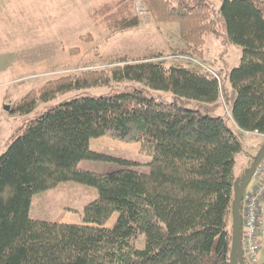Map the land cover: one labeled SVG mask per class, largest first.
Wrapping results in <instances>:
<instances>
[{
	"label": "trees",
	"instance_id": "trees-1",
	"mask_svg": "<svg viewBox=\"0 0 264 264\" xmlns=\"http://www.w3.org/2000/svg\"><path fill=\"white\" fill-rule=\"evenodd\" d=\"M142 2L157 22H177L184 50L203 56L206 36L216 32L209 0ZM134 7V0H114L99 11L116 32L140 26ZM220 11L229 39L242 46L239 65L230 71L233 119L216 114L222 77L203 64L168 63L162 55L121 60L113 78L146 81L174 100L144 88L77 95L26 120L0 154V264H231L236 158L245 150V131L264 135V0H223ZM107 72L50 79L10 111L31 114L57 94L105 82ZM192 101L207 112L189 106ZM104 135L140 142L152 156L150 171L80 167L83 160L140 164L93 149L90 141ZM70 180L99 192L84 207L81 223L31 217L36 193Z\"/></svg>",
	"mask_w": 264,
	"mask_h": 264
},
{
	"label": "rangeland",
	"instance_id": "rangeland-1",
	"mask_svg": "<svg viewBox=\"0 0 264 264\" xmlns=\"http://www.w3.org/2000/svg\"><path fill=\"white\" fill-rule=\"evenodd\" d=\"M113 1L0 0V154L7 149L12 136L26 120L64 99L144 88L150 95L174 100L173 93L153 90L146 81L116 76L113 78L111 70L123 59L133 62L148 56L162 55L168 63L173 59L184 63L198 62L218 72L222 77L224 96L221 97L222 105L216 114L229 116L232 120L235 93L230 83V71L239 65L242 46L229 39L226 21L220 11L223 0H209L214 9L216 32L206 36L201 57L190 53L192 49L184 50L188 45L180 36L177 22H157L142 0H134V13L142 19L140 26L111 32L99 10ZM185 1L192 5L201 2ZM100 69L107 70L109 75V79L103 83L91 82L82 88L57 94L49 102H40L34 112L28 115L10 111L29 91L39 89L50 79L66 75L77 79L84 76L86 71ZM8 105L9 110L6 108ZM189 106L207 112L194 101L189 102ZM242 139L245 150H250L253 142L258 152L261 149L262 137L243 133ZM90 145L95 150L140 164L127 166L113 160H83L80 167L85 170L108 172L129 168L150 171L148 163L152 156L140 150V142H126L104 135L93 138ZM245 150L236 158L235 178L244 173L239 158L245 156ZM98 195L96 187L70 180L36 193L30 215L35 219L52 222L81 223L84 207ZM117 217L118 213H115L106 225L112 226ZM259 264H264V242Z\"/></svg>",
	"mask_w": 264,
	"mask_h": 264
},
{
	"label": "built area",
	"instance_id": "built-area-1",
	"mask_svg": "<svg viewBox=\"0 0 264 264\" xmlns=\"http://www.w3.org/2000/svg\"><path fill=\"white\" fill-rule=\"evenodd\" d=\"M238 132L243 133L244 131L238 129ZM244 133L256 134L257 132L245 131ZM243 204L242 245L244 258L246 264L248 262L259 264L264 239V157L253 173L252 180L243 197Z\"/></svg>",
	"mask_w": 264,
	"mask_h": 264
},
{
	"label": "water",
	"instance_id": "water-1",
	"mask_svg": "<svg viewBox=\"0 0 264 264\" xmlns=\"http://www.w3.org/2000/svg\"><path fill=\"white\" fill-rule=\"evenodd\" d=\"M6 108L9 110L10 105H8ZM263 157H264V145L261 146V149L256 154L255 160L252 163V165L248 167L234 183L235 198L233 202V224H232L233 242H232V250L230 254L231 264H246L244 258V252H243V245H242V234H243L242 214H241L242 202H243L244 194L252 180L253 173Z\"/></svg>",
	"mask_w": 264,
	"mask_h": 264
},
{
	"label": "crops",
	"instance_id": "crops-1",
	"mask_svg": "<svg viewBox=\"0 0 264 264\" xmlns=\"http://www.w3.org/2000/svg\"><path fill=\"white\" fill-rule=\"evenodd\" d=\"M256 135L263 138V135H261V134L256 133ZM245 152H246L245 156L239 158V160L242 161V170L243 171H245L250 166L252 159H253V156L258 153V151L256 149V143L253 142L250 150L247 148L245 150ZM263 242H264V240L262 241V247H263ZM262 250H263V248H262ZM261 253H262V251H261Z\"/></svg>",
	"mask_w": 264,
	"mask_h": 264
}]
</instances>
